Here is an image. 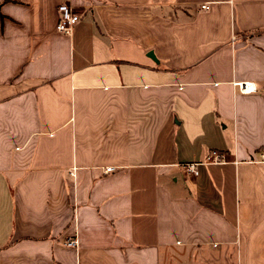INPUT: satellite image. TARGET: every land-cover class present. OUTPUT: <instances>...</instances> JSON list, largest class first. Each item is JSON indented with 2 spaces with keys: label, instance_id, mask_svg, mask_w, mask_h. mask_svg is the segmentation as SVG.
<instances>
[{
  "label": "crops",
  "instance_id": "obj_1",
  "mask_svg": "<svg viewBox=\"0 0 264 264\" xmlns=\"http://www.w3.org/2000/svg\"><path fill=\"white\" fill-rule=\"evenodd\" d=\"M262 148L264 0H0V264H264Z\"/></svg>",
  "mask_w": 264,
  "mask_h": 264
},
{
  "label": "built area",
  "instance_id": "obj_2",
  "mask_svg": "<svg viewBox=\"0 0 264 264\" xmlns=\"http://www.w3.org/2000/svg\"><path fill=\"white\" fill-rule=\"evenodd\" d=\"M202 8L209 9V5L202 4ZM57 9L59 12V20L56 26L57 31L65 35L71 34L74 27L76 26V23L78 22V17L75 11L67 3L60 4L57 7ZM236 85L238 86L239 91L244 94H248L256 90L254 84L251 82L237 83ZM259 160L264 162V148H262L259 152ZM225 161H226V152H224L223 150L211 149L210 151L207 152L205 158H203L202 160L193 159L191 161L181 162L179 163V165L181 168H183V171L186 174L192 173L194 175H197L199 173V168H198L199 165L206 163H220ZM105 170L111 171L112 167L107 166ZM67 244L69 246L76 245L77 244L76 237L68 239Z\"/></svg>",
  "mask_w": 264,
  "mask_h": 264
},
{
  "label": "water",
  "instance_id": "obj_3",
  "mask_svg": "<svg viewBox=\"0 0 264 264\" xmlns=\"http://www.w3.org/2000/svg\"><path fill=\"white\" fill-rule=\"evenodd\" d=\"M148 56H149L151 59H153V60L156 61V58H155L154 53H153L152 51L148 53Z\"/></svg>",
  "mask_w": 264,
  "mask_h": 264
},
{
  "label": "trees",
  "instance_id": "obj_4",
  "mask_svg": "<svg viewBox=\"0 0 264 264\" xmlns=\"http://www.w3.org/2000/svg\"><path fill=\"white\" fill-rule=\"evenodd\" d=\"M7 1H10V0H5L6 3H7Z\"/></svg>",
  "mask_w": 264,
  "mask_h": 264
}]
</instances>
